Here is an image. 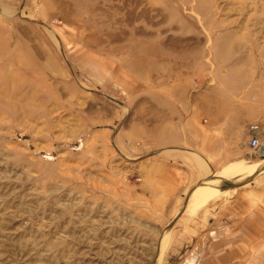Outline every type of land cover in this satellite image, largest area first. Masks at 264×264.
I'll return each instance as SVG.
<instances>
[{"label":"rangeland","instance_id":"obj_1","mask_svg":"<svg viewBox=\"0 0 264 264\" xmlns=\"http://www.w3.org/2000/svg\"><path fill=\"white\" fill-rule=\"evenodd\" d=\"M214 100L264 147V0H0V264L217 258L197 232L261 190L264 152L169 199L146 157L205 130ZM257 240L230 264H264Z\"/></svg>","mask_w":264,"mask_h":264},{"label":"crops","instance_id":"obj_2","mask_svg":"<svg viewBox=\"0 0 264 264\" xmlns=\"http://www.w3.org/2000/svg\"><path fill=\"white\" fill-rule=\"evenodd\" d=\"M214 104V110L207 112L209 125L205 130L196 128L194 122L190 125L189 121L182 128L183 137L178 143L146 155L151 172L159 173L167 184L164 198H171L172 192L179 188L186 190L208 179L210 173H230L233 165H254L241 161L250 153L247 126L253 123V117L242 107H230L227 100H214ZM197 111H201L199 106L192 110L194 114ZM180 119L182 123L188 121L187 116ZM246 174L248 177L249 172ZM224 205L208 218L206 228L197 232L199 240L191 248L193 253L219 254L217 258L207 257L201 264H230L241 249L246 247L249 251L258 237L264 236V186L260 191L239 188ZM242 235L250 241L242 244Z\"/></svg>","mask_w":264,"mask_h":264},{"label":"built area","instance_id":"obj_3","mask_svg":"<svg viewBox=\"0 0 264 264\" xmlns=\"http://www.w3.org/2000/svg\"><path fill=\"white\" fill-rule=\"evenodd\" d=\"M249 130L251 133L250 141H249V148L251 151L252 150L257 151L260 149V145H259L258 140H257L258 128H257V126L252 125L249 127Z\"/></svg>","mask_w":264,"mask_h":264},{"label":"bare ground","instance_id":"obj_4","mask_svg":"<svg viewBox=\"0 0 264 264\" xmlns=\"http://www.w3.org/2000/svg\"><path fill=\"white\" fill-rule=\"evenodd\" d=\"M259 150H261V153L264 152V147L261 146V148H260ZM170 151H171V150H170ZM200 162H201V161H200ZM195 192H196V193H199V194H198L199 196L202 195V188H201L200 184L197 185V186L195 187Z\"/></svg>","mask_w":264,"mask_h":264}]
</instances>
